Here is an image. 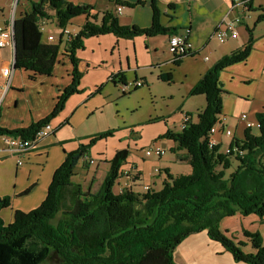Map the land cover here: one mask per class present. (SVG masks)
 <instances>
[{"label":"crops","instance_id":"obj_1","mask_svg":"<svg viewBox=\"0 0 264 264\" xmlns=\"http://www.w3.org/2000/svg\"><path fill=\"white\" fill-rule=\"evenodd\" d=\"M32 1L38 0H25L15 17L12 7L14 0H0V28L10 26L12 20L30 12ZM65 1L91 7L90 18L81 15L71 19L67 29L73 34L79 33L87 21L99 24L107 11L114 13L124 26L148 28L152 24L153 0ZM246 1L252 7L251 13L247 14H243L241 8L230 12L229 0H193L181 3L158 0L156 4L161 13L162 26L170 30L175 29V34H187L193 45L195 55L182 58L179 66L174 64L173 56L169 52L170 34L155 37L144 35L131 39L105 34L83 39L76 51L79 71L82 74L80 92L70 96L63 111L51 121L56 129L54 135L25 154L7 151V147L0 140V200L10 198L9 207L0 211L4 223H12L16 211L28 213L38 208L46 200L53 175L63 164L66 153L77 150L82 143L88 142L87 138L100 133L113 131V136L99 141L92 147L88 160L94 161V164L79 162L72 178V182L80 185L84 192L90 190L95 193L101 189L110 168V161L121 150L129 151V157L121 171L130 174L117 180L113 188L117 195L127 189L143 194L146 186L153 191H160L166 179V170L174 176L190 174L192 170L187 152L177 150L175 142L161 137L168 132L181 133L184 115L191 114V121L197 122V116L206 108L207 101L204 95L190 96V91L218 61L244 47L249 39L247 28H250L255 40L250 56L245 63L226 68L220 76L226 91L220 118L225 119L224 126L232 130L233 137L222 133L214 137L223 153L234 139H243L247 129L246 122L241 118L258 122L257 115L264 113V107L252 108L250 114H242L233 121L225 111V95H229L228 92L230 95H244L247 90L258 86V77H264V19L258 22V18L264 16V0ZM137 2L144 4L132 7L118 4ZM118 7L122 8L120 12H117ZM228 13L230 19L243 18L238 27L239 37L220 43L213 38V33ZM51 14L53 15L52 12ZM94 16H97V20L92 18ZM49 35L55 36L52 31L47 32V37ZM57 42L47 40L44 43ZM213 42L219 45L212 46ZM61 49H64V44ZM202 55L204 64L187 65L188 60H191V64H196V60ZM209 55L214 56L212 62ZM13 60L11 48L0 49V125L11 131L28 128L47 117L55 107L58 97L72 82V65L66 56H60L53 74L49 77L37 76L31 80L30 72L14 69L10 88L4 94L1 86L5 80L1 71ZM182 70L185 78L191 77V80L187 84L186 93L181 96L180 103L168 107L167 111H158L154 107L148 115H140L147 98H150L153 104L166 97L168 102H174V93L168 92L164 96L158 94L155 82L161 81L170 87L174 86L177 72ZM169 73L172 74L171 82L160 78ZM117 74H123L126 83L141 80L145 85L132 92H123L121 85L113 81V76ZM126 96L131 97L125 111L136 114L130 120H127L120 107ZM190 100H195L193 107L188 106ZM239 122L244 123V126H240ZM150 148L162 149L165 154L162 157L147 156L145 152ZM232 218L241 221L244 217L236 214ZM243 220L242 226L252 232L260 233L254 226L257 222L264 226V222L256 216H248ZM247 223L250 225L247 226ZM260 235L264 244V234L261 232ZM184 242L174 252L176 264H246L236 262L219 243H212L206 231L192 235ZM247 251L254 252L251 248Z\"/></svg>","mask_w":264,"mask_h":264},{"label":"trees","instance_id":"obj_2","mask_svg":"<svg viewBox=\"0 0 264 264\" xmlns=\"http://www.w3.org/2000/svg\"><path fill=\"white\" fill-rule=\"evenodd\" d=\"M157 1L151 2L152 24L148 28L124 26L118 17L107 11L99 24L89 21L75 36L63 40V33L55 44L42 41L38 22L55 19L65 29L71 19L87 15L91 7L65 0H38L31 2L30 12L13 22L16 46L15 70L30 72V79L53 74L59 57L64 54L72 65V82L58 97L52 112L28 128L8 130L0 125V136L33 139L37 131L56 118L68 98L80 92L82 74L76 51L83 39L114 34L131 39L137 36H173L175 29L161 24ZM125 6L143 2L118 3ZM252 9L251 5L249 6ZM53 13V15L51 14ZM97 20V16H94ZM264 16L258 18V22ZM249 39L243 48L218 61L190 91V96L204 95L207 106L190 121L181 133L168 132L161 139L177 144V150L187 152L191 173L172 175L166 170V179L160 191L143 194L130 189L115 194L113 188L122 166L129 157L128 150L116 153L98 192H84L72 182L75 168L99 141L113 136L108 131L87 138L73 152L66 153L63 164L55 171L46 200L36 209L25 213L16 211L8 225L0 217V264H46L55 255L52 264H176V248L192 235L206 231L209 238L221 244L236 262L264 264V244L259 233L245 232L253 246V253H245L240 246L220 229L223 218L256 215L264 219V113L257 115L258 134L247 129L243 139H234L230 154L221 152V146L209 148L211 128L223 114V88L220 76L228 67L245 63L253 51V31L247 28ZM64 44V51L62 46ZM184 53L173 60L176 66L182 58L194 56ZM172 81V74L160 77ZM113 81L126 83L123 74ZM191 118V114H187ZM237 151L234 152L233 149ZM237 162L234 172L226 178V171ZM10 198L0 200V211L9 207Z\"/></svg>","mask_w":264,"mask_h":264},{"label":"built area","instance_id":"obj_3","mask_svg":"<svg viewBox=\"0 0 264 264\" xmlns=\"http://www.w3.org/2000/svg\"><path fill=\"white\" fill-rule=\"evenodd\" d=\"M193 0H173V3H181V2H192ZM231 3L230 12L235 11L237 8H241L243 14H247L250 11L248 2L246 0H229ZM121 7L117 8V12L121 11ZM229 12V13H230ZM223 18V20L218 24L217 28L213 33V37L216 38L220 43L226 42L228 39H237L239 37L238 27L242 24L243 18L236 17L230 19V14ZM13 20L11 21L10 26L1 27L0 28V49L2 48H11L14 49V31H13ZM48 21L46 19H41L38 22V26L40 32L46 30V25ZM64 38L63 39H70L71 37L75 36L70 32L67 28L62 31ZM48 42H55L56 38L53 35H49L47 37ZM59 40V39H58ZM169 52L173 56V60L175 57L181 56L184 53H195L193 50V45L189 41L187 34H175L170 36L169 38ZM14 73V60L9 64L7 67L3 68L1 71L2 78H4L5 83L1 86L3 93L10 88L12 77ZM122 87L123 92H132L141 88L145 85V83L141 80L132 81L129 83H119ZM2 94V95H4ZM242 121L246 122V129H258L260 124L258 122H249L246 121L245 117L241 118ZM191 118L188 115L183 116V121L181 124V130H184L188 123H190ZM225 119L219 118L217 123L211 128L209 132V148L213 149L217 146V143L214 139L216 134L222 133L227 137H233L232 130L226 128L224 126ZM56 129L52 125L51 122L47 123L41 129H39L34 136L33 139L30 140H23L22 138H14L10 136H0V140L2 143L5 144L7 147V151L15 154H25L31 150L36 149L43 141L47 140L48 138L52 137L55 133ZM234 152L237 150L234 148ZM225 154H230V145L227 147ZM145 154L147 156L155 155L157 157H162L165 154V151L159 148H150L148 149ZM90 164H94V161L88 160L85 158ZM18 164L21 165V162L18 161ZM130 172L121 171L119 177L128 176ZM150 190L149 186L144 187V191L148 192Z\"/></svg>","mask_w":264,"mask_h":264},{"label":"rangeland","instance_id":"obj_4","mask_svg":"<svg viewBox=\"0 0 264 264\" xmlns=\"http://www.w3.org/2000/svg\"><path fill=\"white\" fill-rule=\"evenodd\" d=\"M24 1L25 0H18V1L14 0V4L12 7L14 8L13 14L15 15V17L17 16V11L19 12V10L22 8L23 3H25ZM256 4H258V3H256ZM249 13H251V11H249ZM46 21H48V23L46 25V30L42 32V41H44V42L47 41V32L52 31L56 37L55 42H57V40H58L57 38L60 37V34L62 33V31L64 29H61L60 27H58L55 19H46ZM253 26H254V23H253L251 28H253ZM255 34L256 35L258 34V30L255 31ZM260 34H261V32H260ZM217 45H219L217 42H215V43L213 42V44H212V46H217ZM62 51H64V49ZM60 56L65 58L64 54H61ZM203 57H204V55H202L200 58H198L196 60V64H191L192 63L191 60H188L187 65H190V66L202 65V64H204ZM209 57H210V60L212 62L214 60V56L209 55ZM256 77H258V76H256ZM258 78H260L259 82H258V86H255V87L247 90L246 94H244V95H230L231 93L228 92L230 96L225 95V103H226V110L225 111H226V114L229 117H231V120H233V121L237 120L238 118H240L242 116V114H250V111L252 108L253 109L254 108L261 109L262 107H264V77L263 78L258 77ZM190 80H191V77L185 78L184 70H182L180 72H177L176 80L174 81V86L170 87L167 84L162 83L161 81H156L155 82V90L158 92V94H162L164 96L168 92H172L175 95L174 102H168V98L166 97L165 99H158L155 102V104H153L152 100L150 98H147L145 104L143 105L144 107L140 110V115H145V116L148 115L150 109L153 110L154 107L158 111H167L168 107L171 108V107L175 106L176 104L180 103L181 96H183L186 93L187 84L190 83ZM224 80H225V77H224ZM227 80L229 81L230 77L227 78ZM130 97L129 96L124 97L123 104L120 105V107L122 108V112H123L124 116L127 118V120H130L132 117L136 116V114L134 115L130 112L125 111L127 108L126 106L129 103L128 99ZM194 101L195 100H190V102H188V106L193 107ZM112 111H114V108H112ZM239 125L244 126V123L239 122ZM253 131H254V133L258 134L257 129H253ZM236 167H237V162L235 160H232L231 168L226 171V174H225L226 178H228L234 172ZM249 216H256V215H249ZM243 217L244 218H242L241 221H239L238 218L236 220H234V218H232V217L223 218L220 221L219 226H220L221 231L223 233H225L226 236L231 238L234 242L243 243L240 246L242 251H244L245 253H250L247 251V249L251 248V250H253V251H254V249H253V246L251 244L250 239L245 236V232H251V233H259V232L258 231L252 232V231L245 229L242 226V224L244 223L243 219H245V217H248V216H243ZM256 217H258V216H256ZM261 222H264V219L261 220ZM249 225L250 224L247 223V226H249ZM254 226L259 229L260 233L262 232V234H264V226L263 225H260L257 222L256 224H254ZM254 226H252V228H255ZM187 239H185V240H187ZM184 241L182 243H185ZM211 242L212 243H218V242H215L213 240H211ZM55 259H57L56 256L52 255L51 258L46 262V264H52V262Z\"/></svg>","mask_w":264,"mask_h":264},{"label":"water","instance_id":"obj_5","mask_svg":"<svg viewBox=\"0 0 264 264\" xmlns=\"http://www.w3.org/2000/svg\"><path fill=\"white\" fill-rule=\"evenodd\" d=\"M18 1V0H16ZM15 53H16V46L14 45V49H13V59H14V63H15Z\"/></svg>","mask_w":264,"mask_h":264},{"label":"bare ground","instance_id":"obj_6","mask_svg":"<svg viewBox=\"0 0 264 264\" xmlns=\"http://www.w3.org/2000/svg\"><path fill=\"white\" fill-rule=\"evenodd\" d=\"M192 117V116H191Z\"/></svg>","mask_w":264,"mask_h":264}]
</instances>
